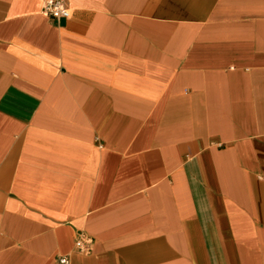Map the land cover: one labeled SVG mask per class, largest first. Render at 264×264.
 <instances>
[{
    "label": "crops",
    "instance_id": "1",
    "mask_svg": "<svg viewBox=\"0 0 264 264\" xmlns=\"http://www.w3.org/2000/svg\"><path fill=\"white\" fill-rule=\"evenodd\" d=\"M65 3L0 0V264H264V0Z\"/></svg>",
    "mask_w": 264,
    "mask_h": 264
},
{
    "label": "built area",
    "instance_id": "2",
    "mask_svg": "<svg viewBox=\"0 0 264 264\" xmlns=\"http://www.w3.org/2000/svg\"><path fill=\"white\" fill-rule=\"evenodd\" d=\"M41 12L53 18L69 16V9L65 0H42ZM90 244L91 239L87 236H78L75 240V248L81 253L88 252ZM57 262L58 264H68V257L62 255L58 257Z\"/></svg>",
    "mask_w": 264,
    "mask_h": 264
}]
</instances>
